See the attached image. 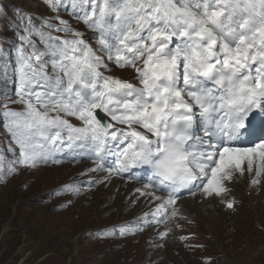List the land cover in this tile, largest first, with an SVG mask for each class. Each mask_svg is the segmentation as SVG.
<instances>
[{"label":"snow or ice","instance_id":"6c2138e0","mask_svg":"<svg viewBox=\"0 0 264 264\" xmlns=\"http://www.w3.org/2000/svg\"><path fill=\"white\" fill-rule=\"evenodd\" d=\"M62 2L46 0L54 11ZM76 4L91 5L76 18L99 33L97 43L109 61L135 69L138 84L102 77L98 69L106 65L79 38L62 42L54 78L27 63L22 51L17 102L24 111L4 113L20 148L17 163L47 162L67 140L94 152L93 172L103 169L111 176L147 166L151 176L143 189L161 195L137 191L160 201L143 217L151 215L156 223L168 216L181 188L219 196L230 169L242 172L245 159L249 171L254 159L262 162L260 175L264 142L239 148L230 141L250 114L264 111V0H73ZM54 31L81 35L68 27ZM41 55L34 49L28 60L39 62ZM98 110L111 122L104 123ZM197 123L203 136L195 131ZM218 133L228 143H216ZM107 154L116 157L115 167L101 163Z\"/></svg>","mask_w":264,"mask_h":264},{"label":"rangeland","instance_id":"374dc122","mask_svg":"<svg viewBox=\"0 0 264 264\" xmlns=\"http://www.w3.org/2000/svg\"><path fill=\"white\" fill-rule=\"evenodd\" d=\"M45 1L0 0V83L8 84L7 90L0 89V264H264V188L249 197L241 183L228 179L237 207L233 214L212 201L207 211L200 209L204 202H181L174 216L183 243L168 246L152 216L143 219L154 204L122 182L91 171L96 166L80 162L67 140L65 150L51 153L47 162L36 167L17 163L20 148L5 126L4 113L24 111L14 91L15 78L21 77L18 52H26L28 59L43 42L52 46L40 62L43 73L54 78L58 69L53 62L60 57L53 55L63 49L67 34L66 39L84 40L104 62L106 69H98L102 77L113 74L138 83L135 69L109 61L97 43L99 34L76 18L90 4L74 6L68 0L61 8L66 25H61ZM58 27L81 35L54 31ZM61 116L81 126L74 117ZM259 183L252 187H263L262 179ZM68 187L72 190L66 192ZM121 221L124 225L117 229L108 227Z\"/></svg>","mask_w":264,"mask_h":264},{"label":"bare ground","instance_id":"6f19581e","mask_svg":"<svg viewBox=\"0 0 264 264\" xmlns=\"http://www.w3.org/2000/svg\"><path fill=\"white\" fill-rule=\"evenodd\" d=\"M47 45V44H46ZM48 46V45H47ZM111 77H115V76H111ZM8 85V84H7ZM0 88L1 89H8V86H6V85H4V84H1L0 83ZM11 91V90H10ZM102 113V116H103V119H104V122L105 123H108L109 121V117L107 116V115H105L103 112H101ZM115 126H117L116 128H123L124 126L123 125H115ZM141 131H143L142 129H141ZM247 160L245 159L244 161H242V164L244 163V162H246ZM43 162V161H42ZM261 180V179H260ZM262 182V181H261ZM226 183H227V181L226 180H224L223 181V185H224V187H226ZM260 184V183H259ZM262 184V183H261ZM226 193V191L225 192H223L221 195H220V197L219 198H221V199H223V196H224V194ZM223 195V196H222ZM123 197V196H122ZM134 197V196H133ZM106 199V198H105ZM203 200V199H202ZM201 200V201H202ZM207 201H210L211 200V198H209V199H206ZM201 201H199L198 200V202H201ZM159 203H160V201H159ZM191 205H193V204H191ZM194 205L196 206V205H198L197 204V200H195L194 201ZM139 207V206H138ZM209 208H210V206H208V203L205 205V203L200 207V209H202V210H204V211H206V210H209ZM212 208V207H211ZM48 232V231H47ZM170 237V235L168 234H166L165 236H164V239L163 240H167L168 238ZM169 241H172V240H169ZM171 243L169 242L168 243V246L170 245Z\"/></svg>","mask_w":264,"mask_h":264}]
</instances>
